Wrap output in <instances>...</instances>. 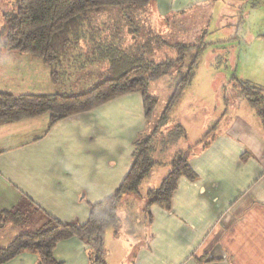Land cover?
Masks as SVG:
<instances>
[{
    "label": "crops",
    "instance_id": "0c3cea01",
    "mask_svg": "<svg viewBox=\"0 0 264 264\" xmlns=\"http://www.w3.org/2000/svg\"><path fill=\"white\" fill-rule=\"evenodd\" d=\"M206 4L230 9V15L243 6L257 13L259 29L246 47L264 67V0H151L146 10L164 23ZM44 115L0 124V218L14 208L23 215L19 224L0 227V247L19 233L47 228L52 219L84 223L89 204L110 196L127 174L133 141L146 127L138 91L51 127ZM228 118L227 126L222 120L209 132L206 146L199 142L203 134L199 144L185 146H191L196 179L180 177L170 208L151 205L149 226L141 231L128 216L133 197L125 195L118 223L104 233L106 264H264L262 123L258 116ZM53 256L60 264H89L88 248L76 236L59 241ZM37 262L36 253L24 250L3 264Z\"/></svg>",
    "mask_w": 264,
    "mask_h": 264
},
{
    "label": "trees",
    "instance_id": "16d2710c",
    "mask_svg": "<svg viewBox=\"0 0 264 264\" xmlns=\"http://www.w3.org/2000/svg\"><path fill=\"white\" fill-rule=\"evenodd\" d=\"M150 1L17 0L14 9L3 13L4 39L0 40V49L6 47L38 56L53 69L51 77L54 82L58 73L54 68L63 60L76 59L85 51L92 50L93 61L98 58L108 67L101 80L81 91L54 94L0 91V124L47 114L48 126L51 127L66 117L138 91L142 95L146 127L133 141L132 160L127 174L110 196L89 204V215L84 223L52 219L47 228L19 233L7 246L0 247V264L24 250L37 254V264H60L53 256V249L59 241L73 236L86 244L89 264H106L104 232L118 223L117 210L122 198L138 193L141 183L150 176L155 165L169 164L171 168L159 185L146 190L144 212L147 219L151 205L170 208L180 177L196 179L197 175L189 164L191 146L176 151L167 161L152 157L153 150L157 149V140L161 146L159 149L165 150L186 137V130L180 123H174L166 132L162 126L190 82L197 60L193 59L187 70L181 71L180 67L192 45L168 42L160 34L154 33L150 22L152 15L146 10ZM167 44L174 55L167 54L164 47ZM175 68L178 79L167 104L150 128L157 97L149 92V83ZM237 82L241 95L260 117L264 133V88L247 79ZM207 134L209 131L199 141L203 147L206 146ZM241 157L245 159L246 155ZM22 217L20 210L10 209L0 218V227L7 223L19 224Z\"/></svg>",
    "mask_w": 264,
    "mask_h": 264
},
{
    "label": "rangeland",
    "instance_id": "374dc122",
    "mask_svg": "<svg viewBox=\"0 0 264 264\" xmlns=\"http://www.w3.org/2000/svg\"><path fill=\"white\" fill-rule=\"evenodd\" d=\"M16 5L17 0H0V40L4 39L3 13L11 11ZM238 10H234L235 17L228 13L230 9L219 5L213 8L206 4L184 14L181 13L179 18L178 13H175L171 19H167L168 22L165 20L164 23L158 20V14H152V18L150 17L154 33L160 34L161 38L168 42L192 45L180 67L182 72L187 70L193 59L197 60L190 82L169 111L168 118L162 126V130L166 132L174 123H180L187 130V138L180 139L177 144L165 150L159 149L160 142L157 140L155 142L157 149L152 152L153 159L166 161L172 152L178 150V147L186 148V145H193L202 134L217 130L218 127L215 126L217 122L223 120L224 125L228 123L229 116L233 119L245 120L258 116L250 103L241 95L240 85L237 82L245 79L241 74H246L250 77L248 80L264 88V67L258 66L256 54L246 47L250 36L256 34L259 29L255 20L257 13L248 11L247 6L242 7L240 14L237 13ZM164 47L167 48L168 55H174L168 44ZM21 53L6 47L0 49V91H11L15 94L18 92L70 93L84 90L105 76L106 65L98 58H94L96 61H93L92 50L76 56V59L63 60L56 66L54 69L58 73L55 82L51 77L53 70L51 67L38 56L28 53L30 58L27 59L25 56H20ZM177 76L175 68L149 83V92L157 97L150 128L167 104L178 79ZM43 117H46V114ZM170 168L169 164L155 165L150 176L141 183L139 192L131 194L133 202L129 201V204L132 207V214L128 216L133 218L132 225L137 232L149 226L143 210L147 202V188L159 185ZM124 197L119 207L124 202ZM117 213L121 215L119 208ZM127 226H130L128 221Z\"/></svg>",
    "mask_w": 264,
    "mask_h": 264
}]
</instances>
